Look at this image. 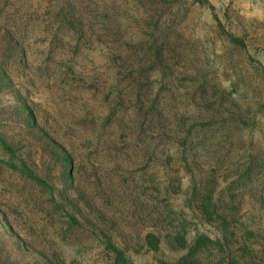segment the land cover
<instances>
[{"label":"rangeland","instance_id":"1","mask_svg":"<svg viewBox=\"0 0 264 264\" xmlns=\"http://www.w3.org/2000/svg\"><path fill=\"white\" fill-rule=\"evenodd\" d=\"M6 2L0 3L7 6L0 17V264H110L86 226L77 239L53 234L51 224L65 211L53 212L46 189L2 164L11 158L44 177L54 201L77 216L129 218L132 207L99 196L103 190L124 196L127 184L143 215L153 216L158 198V211L169 206L175 224L185 214L190 236L198 231L214 238L216 226L185 207L187 176L175 197L167 192L184 173L173 165L180 154L172 123L182 121L186 131L210 119L189 115L181 102L193 95L186 80L198 72L213 89L207 101L195 102L217 110V130L205 131L203 140L194 127L189 140L200 145L196 158H217V195L235 196L226 233L232 258L221 262L208 249L199 264H259L251 256L264 236V0H208L204 6L192 0H76L84 35L62 27L59 40L43 15L55 0ZM7 46L15 47L12 53ZM133 81L142 83L139 105ZM156 96L169 107L149 111L147 100ZM64 153L76 164L67 179L57 160ZM121 230L131 240L138 233L131 225ZM245 231L257 236L247 240ZM243 243L248 255L239 250ZM133 244L125 253L128 264H171L184 255L165 244L158 253L136 252ZM53 254L56 261L49 262Z\"/></svg>","mask_w":264,"mask_h":264},{"label":"trees","instance_id":"2","mask_svg":"<svg viewBox=\"0 0 264 264\" xmlns=\"http://www.w3.org/2000/svg\"><path fill=\"white\" fill-rule=\"evenodd\" d=\"M6 1L7 0H0V3ZM172 1L178 2L180 0ZM75 2L76 0H55V3H51L52 9L46 10L45 14H43L45 15V21H47L45 27L52 29L50 34L53 35V39H58V35L63 34L61 33L62 27L74 30V32L79 34L78 37H82L84 35L81 30L83 29L84 31L85 29L82 27V24L78 22L76 14L77 7ZM192 2L201 6L208 4V0H192ZM6 3L7 6L10 7V4L8 5V2ZM6 7L1 4L0 17L2 14L6 13ZM35 9L36 12H38V7ZM220 25L221 24L219 23V26ZM226 34L227 38L232 43L236 45L240 43L243 45V42L239 37L230 33ZM60 41L63 40L60 39ZM8 43H10V40ZM13 49H15V47L13 48V46H7L6 51L10 54ZM22 54L24 55L22 58H24L25 54ZM149 68H152V66H149ZM6 81V77L1 78V82ZM186 81L187 83L189 81V85L193 89V95H188L187 97L184 95L185 99L181 101L184 108L189 109V115H191V111H193L192 115L210 114V119H202V122H193L186 131L183 130L181 126L182 121L175 120L172 123L174 135L177 136L176 143L180 154L179 158L173 160V165H175V167L177 166L176 173L179 172L181 174V171L184 173L176 179V186H174V188L172 187L173 190H167V192L170 193L171 198L175 197L180 189L183 176H187L189 179V193L188 197L184 201L185 207L191 212L193 217L199 219L201 222L211 226H216V236L212 238L198 231L190 236V231H188L190 221L185 219V214L182 215V220L180 219L178 224H175V218L172 217V214L174 213L169 209V206L158 211L162 202L158 198H156L157 209L156 211L155 209L153 210L154 213L152 212L153 216H151L152 214L150 215L148 212L147 215H143L145 212L144 206H141L137 201V198L133 197V192L127 184L125 186V190L124 188V191L122 190V192H124V196L115 190H113L112 195L108 194L106 190H103V192L99 193V196L108 202H111L110 200L117 202L120 201V206L124 209L132 207L133 210L131 209L129 218H127V216L120 215L119 219L115 213H108L107 216L106 213L103 214L102 212H99L95 218H89V216L88 218H86V216H77L76 214L70 213L64 208V206L62 207L61 204L54 201L55 194L53 186L50 185L44 177L37 176L34 171L27 166L24 160L16 158H11L8 161L3 160L2 164L18 172L21 177H24L33 186L40 187L48 191L52 202H54L52 206L53 212L56 210L65 211V216L59 218L58 221H54L51 224L53 234H57L63 240L67 241L70 239L69 237L73 238L72 235H77L76 238H73L77 239L79 233L86 231V228L89 229L92 236L96 239V242L102 246V249L108 255L110 264H128L125 253L128 249L132 248V245L134 246L133 243L136 244V248H133V251L136 252L144 248L146 251L158 253L160 251L161 244H165L172 250L184 252V255L181 258L171 264H199V260L206 257L204 256L203 250L208 249H210L212 253L216 252L217 257L221 255V262H223L226 258H232L229 250L230 244L226 233L228 232V226L230 225L229 218L231 217L233 219L234 217L233 204L235 196L230 195L222 198L221 195H217V158H210L212 161L208 158H196V153H198L200 145L198 143L197 145H192L191 142L193 139L189 140L190 132L194 127H197V133L201 134V136L203 134V140L208 138V134L205 133V131L210 132L212 129L217 130V110H209V108H207L208 106L205 107V105L202 109L198 107L195 102L197 99L207 101V98L213 89V85L211 83L209 85L206 77L203 75L201 76L199 72L194 75H189ZM133 82L132 93L135 92L134 103L139 105L141 103L140 87L142 83L141 81ZM113 89L115 91V88ZM147 102L150 104L148 110L153 112H160L162 109L165 110V108L169 107L167 103H162L157 96L154 99H150V101L148 99ZM215 105L217 106V102ZM219 106L220 108L222 107L221 103ZM156 115L158 117L160 116V113H157ZM155 120L159 121V125L162 123V120H160L159 117L158 119L155 118ZM225 125L226 120L220 123L221 127H224ZM215 133H217V131ZM198 141L200 142L201 140L199 139ZM2 146L9 152L13 151L12 147L6 145L4 142ZM57 160L62 167V177L67 179L70 174L69 172L72 171L73 173L76 169V164H74L73 158H70L67 153H64L59 156ZM213 162L214 164H212ZM180 164L181 166H179ZM249 168L252 169V165ZM70 177H73L72 174H70ZM98 186L100 187V184ZM139 186L141 187L140 184ZM140 187L137 186V188ZM227 198H232L233 200H228ZM230 208L232 209L230 210ZM230 211L233 212L229 214ZM92 220L94 223L91 222ZM83 222L85 223L84 225ZM130 225L138 231L135 235L136 238L133 240L131 239L134 236H131V239H127L129 235L123 236L121 230L123 226L130 227ZM76 232H78V234ZM133 233L134 232L132 231V234ZM245 233L249 235H246L247 240L257 236V234H250L246 231ZM138 239L140 242H135ZM262 243L263 246L261 250H254V254L251 256V259L253 261H257L259 264H264V236L262 237ZM239 250L242 255H244V253L248 255L249 250H247V246L244 243L240 246ZM53 255V259H49V262L56 261L57 256L55 254ZM54 264L57 263L54 262Z\"/></svg>","mask_w":264,"mask_h":264}]
</instances>
